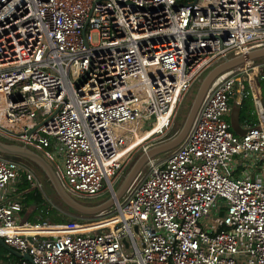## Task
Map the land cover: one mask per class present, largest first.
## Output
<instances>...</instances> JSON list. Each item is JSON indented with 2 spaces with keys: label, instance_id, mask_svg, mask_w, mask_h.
I'll use <instances>...</instances> for the list:
<instances>
[{
  "label": "built area",
  "instance_id": "1",
  "mask_svg": "<svg viewBox=\"0 0 264 264\" xmlns=\"http://www.w3.org/2000/svg\"><path fill=\"white\" fill-rule=\"evenodd\" d=\"M262 47L264 0H0V126L60 158L69 195L106 183L113 196L139 122L146 138L163 133L207 67ZM262 66L245 60L215 78L183 141L148 159L113 210L66 224L76 231L19 223L20 202L2 191L21 165L0 155V238L31 257L11 264H264V182L233 174L264 163ZM245 85L262 111L234 135L229 99Z\"/></svg>",
  "mask_w": 264,
  "mask_h": 264
},
{
  "label": "crops",
  "instance_id": "2",
  "mask_svg": "<svg viewBox=\"0 0 264 264\" xmlns=\"http://www.w3.org/2000/svg\"><path fill=\"white\" fill-rule=\"evenodd\" d=\"M264 59V58H260ZM257 59L254 60L256 62ZM264 62V61H263ZM263 62H256L259 64H263L262 70H261V77L259 79V89H260V95H261V108L264 109V88H262L261 82L264 80V63ZM248 93V88L245 85L244 89L240 91L237 87L234 89V93L229 99V106H230V112L228 117L226 118L227 123L230 126V130L234 135H241L246 131L249 127H255L258 125L259 117L258 112L262 111V109L257 108V105L252 100L251 96ZM0 140L3 143L9 144V145H16L13 142H17V138L11 134H7L3 131H0ZM4 140V141H3ZM19 142V141H18ZM20 143V142H19ZM20 146L26 147L27 150L35 153L38 155L45 163H47L52 170L55 173L56 166H59L61 163L60 158H56L53 162L55 164V169L50 165V160L44 158V153L42 155H39L38 150L27 147L20 143ZM19 146V145H18ZM30 148V149H29ZM4 157L5 154H0ZM12 156V155H9ZM158 157V156H157ZM153 158V157H152ZM156 158V157H154ZM22 159L27 160L30 162V168L23 165L25 168L30 169L32 172L38 173L39 176L44 177L47 181L48 178L45 174V172L40 168L35 162L31 161L30 159L22 157ZM164 159V158H162ZM19 163V162H18ZM20 164V163H19ZM22 165V164H20ZM26 170V169H25ZM24 170V171H25ZM244 171H247L252 179L254 180H261L264 182V163H258L255 166H238L237 169L234 171V176L241 175ZM32 172V173H33ZM34 172V177H39ZM140 172V170H139ZM22 170L20 173H18V177L11 181L2 191V202L3 203H10L11 201H19L21 204V211L19 213V220L25 218L22 223H28L31 225L36 224H42L46 223L47 225H54V224H48V221L45 219V217L39 213L41 212V208H44V211H48L49 213L56 212L55 209H49L48 204L45 198V192L42 190V192L39 190V184L35 185L33 182H29L26 179V175L24 174ZM49 182V181H48ZM50 183V182H49ZM51 184V183H50ZM52 188V187H51ZM57 215V212H56ZM45 220H44V219ZM47 218V217H46ZM34 221V222H33ZM42 221V222H41ZM55 225H61V224H55ZM66 225V224H63ZM14 262V261H13ZM0 264H9L7 261H3L0 259ZM242 264L244 263V259H242Z\"/></svg>",
  "mask_w": 264,
  "mask_h": 264
},
{
  "label": "water",
  "instance_id": "3",
  "mask_svg": "<svg viewBox=\"0 0 264 264\" xmlns=\"http://www.w3.org/2000/svg\"><path fill=\"white\" fill-rule=\"evenodd\" d=\"M260 58H264V47L250 51L247 56H236L233 58L226 59L222 63L212 68L201 81L196 91V94L194 96V99L191 103V107L189 109L187 117L185 118V121L180 131L171 140L163 144H160L158 146H155L148 151H145L139 157V159L136 161L131 171L129 172L128 176L126 177L124 184L121 186L119 191L116 192L117 196H115L116 197L115 199L111 195V197L103 203H100L93 207L84 206L78 203L73 197H71L63 189V187L58 181L52 168L47 163H45V161H43L38 155L27 150L26 147L18 146V145H9V144H6L0 141V154L24 157V158L30 159L31 161L35 162L45 172L48 178V181L51 183V186L55 194L57 195V197L70 209L76 211L77 213L83 214V215H95V214L101 213L105 211L106 209H108L109 207H111L115 203V200H118V198H120L123 195L128 185L131 183L134 177H136V175L139 173L141 166L148 159L155 157L157 155H160L166 151H169L170 149H174L183 141L208 87L210 86V84L213 82L215 78H217L219 75L223 74L227 70L232 69L242 64L245 60H255V59H260ZM0 131H3L7 134H11L15 137L18 136L17 133L12 132L2 126H0ZM27 240L30 241L31 238L27 237ZM0 245L6 251H8L10 254L14 255L18 259H24L27 261H31V257L28 254L18 253L14 249L4 244L1 238H0Z\"/></svg>",
  "mask_w": 264,
  "mask_h": 264
},
{
  "label": "rangeland",
  "instance_id": "4",
  "mask_svg": "<svg viewBox=\"0 0 264 264\" xmlns=\"http://www.w3.org/2000/svg\"><path fill=\"white\" fill-rule=\"evenodd\" d=\"M93 41H96L95 36H93ZM232 58V57H229ZM228 58V59H229ZM224 60H217L214 64L210 65L209 67H207L200 75L199 77L195 80V82L189 87V89L183 93L182 97L180 100H178V102L176 103V109H175V113H174V117L172 120V124L170 125V127L166 130L163 131V133L161 134H156L154 136H151V138H146L143 140V142H141V144L130 154L129 156V160L125 163L123 170L121 171L119 177L117 179H113L112 182V187L114 192L119 191V189L121 188V186L124 184L126 177L128 176L129 172L131 171L132 167L134 166V164L136 163V161L139 159V157L145 152L150 150L151 148L158 146L160 144H163L169 140H171L182 128L183 123L185 121V118L187 117V114L189 112V109L191 107V103L194 99V96L196 94V91L201 83V81L203 80V78L206 76V74L212 69L214 68L216 65L222 63ZM264 63V62H263ZM263 74V73H262ZM261 74V75H262ZM260 77V75H259ZM258 77V79H259ZM139 130H138V134L142 135L143 134V130L141 128V122H139V126H138ZM14 130L16 132H19L20 130H17L16 128H14ZM2 140V139H0ZM4 141V140H3ZM16 145H21L18 141L17 142H13ZM30 149V148H29ZM173 149H170L169 151H166L160 155H157L159 158H165L166 156H168V154L172 151ZM39 153V155H42V153H40L39 151L37 152ZM155 156V157H157ZM4 158L16 161L17 163L19 162L20 164H22L20 167L21 170H24L25 166L30 168V162L27 160L22 159V157H18V156H9V155H4ZM45 159H47L44 156ZM48 160V159H47ZM49 161V160H48ZM148 161V160H147ZM147 161L141 166L140 168V172L137 176V179L142 178L146 171H147ZM50 165L55 169V164L52 161H49ZM33 172V171H32ZM35 172V171H34ZM34 172H33V176H34ZM36 173V172H35ZM37 176L38 173H36ZM135 178V177H134ZM134 180V179H133ZM132 180V181H133ZM131 181V182H132ZM31 182H33L35 185L39 184V190L42 192V190L45 192V198L48 204V208L49 209H55L57 212V217L62 218V219H79L82 222L85 221H92L95 220L100 214H95V215H83L77 212L76 213H72L68 210H66L65 206L59 201L57 195L55 194L54 190L51 188L49 182L42 176L37 177H33V179L31 180ZM111 190L109 188V186L105 183L103 189L101 190V192L92 198H84V199H80L77 198L75 196L70 195L71 197H73L78 203L87 206V207H93L95 205H98L100 203H103L105 201H107L110 197H111ZM121 198H118V201H121ZM115 207V205H112L111 207H109L108 209H106L105 211H111L113 210ZM103 211V212H105ZM24 220H26L25 218L20 219L19 223H22ZM55 225V224H54ZM137 239V237H136ZM128 251H131V249H128ZM132 264V263H129Z\"/></svg>",
  "mask_w": 264,
  "mask_h": 264
},
{
  "label": "trees",
  "instance_id": "5",
  "mask_svg": "<svg viewBox=\"0 0 264 264\" xmlns=\"http://www.w3.org/2000/svg\"><path fill=\"white\" fill-rule=\"evenodd\" d=\"M264 59H257L256 62H263ZM264 70V69H263ZM264 72V71H263ZM261 85H262V88H264V80L261 82ZM50 184V183H49ZM51 186V184H50ZM52 187V186H51ZM53 189V188H52ZM59 199V198H58ZM59 201L65 206L66 210L72 212V213H76V211L70 209L68 206H66L60 199ZM54 210H52L51 213H49L48 211H44V208H41V213L45 219L48 221V224H71V223H81V220L79 219H73V220H70V219H62V218H59L57 217L56 215V212H53ZM78 214V213H77ZM47 217V218H46ZM44 219V218H43ZM44 219V220H45ZM34 222V221H33ZM42 222V221H41ZM35 226V225H34ZM33 226V227H34ZM37 226H41V225H37ZM42 227V226H41ZM46 227V226H44ZM52 227V226H51ZM0 259H2L3 261H6L11 264V262L13 261H17L18 258L15 257L14 255L10 254L8 251H6L1 245H0Z\"/></svg>",
  "mask_w": 264,
  "mask_h": 264
},
{
  "label": "bare ground",
  "instance_id": "6",
  "mask_svg": "<svg viewBox=\"0 0 264 264\" xmlns=\"http://www.w3.org/2000/svg\"><path fill=\"white\" fill-rule=\"evenodd\" d=\"M149 135H150L149 133L148 134H142V135L136 134V136H135V138L133 140V144L129 148L135 146L136 144H141V142H143V140ZM115 196H117L116 192L113 193L114 199L116 198ZM95 226H97V225H95ZM80 227H82V226H78L76 224H73L71 226H67V225H49V226H46V227H44V226H42V227L41 226H34L33 228H31V231H33L35 233H38V234H50V233H53V232H57V233L58 232H63L64 230L76 231L78 229H81ZM89 227H94V225L92 226V224H91ZM89 227H85V228H89Z\"/></svg>",
  "mask_w": 264,
  "mask_h": 264
}]
</instances>
